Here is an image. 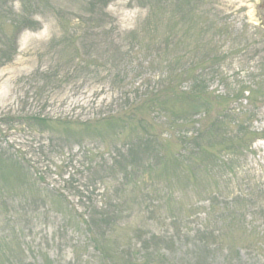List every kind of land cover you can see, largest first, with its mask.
Instances as JSON below:
<instances>
[{
	"label": "rangeland",
	"instance_id": "1",
	"mask_svg": "<svg viewBox=\"0 0 264 264\" xmlns=\"http://www.w3.org/2000/svg\"><path fill=\"white\" fill-rule=\"evenodd\" d=\"M213 50L217 67L205 63ZM190 67L212 94L243 95L234 117L252 109L254 134L246 159L212 169L210 150L184 176L187 220L167 199L145 207L137 189L204 122L202 100L174 93L192 85ZM159 89L172 91L160 107L173 122L142 132L139 110L127 128L122 112L104 120ZM263 244L264 0H172L169 12L157 0H0V264H263Z\"/></svg>",
	"mask_w": 264,
	"mask_h": 264
},
{
	"label": "trees",
	"instance_id": "2",
	"mask_svg": "<svg viewBox=\"0 0 264 264\" xmlns=\"http://www.w3.org/2000/svg\"><path fill=\"white\" fill-rule=\"evenodd\" d=\"M157 3H159L161 12H169L172 0H157ZM169 18L170 16L167 19ZM18 30H21V26L18 27ZM219 39H221V36L219 37ZM219 51L220 50H213L212 54L209 56L211 61L208 60L205 63L207 65L212 63V66L217 67L220 62H222L224 56L220 55L218 53ZM226 53L228 54V52ZM190 70H192V72L188 73L187 76L191 80L192 85L186 90L187 92L181 91L174 93L176 95H178L179 93H186L189 94V96H193L202 100V107H204L202 108V111H205L204 122L201 123L199 129H197L195 132H191L189 136H178L179 149L176 152L173 153L170 151H166L163 153V150H161L159 152L160 157L157 159L160 161L156 160V162H154H162L164 165L160 178L157 180L146 178L144 182L138 186L139 189H137L138 193L141 196V200L144 199L143 205L145 207L149 208L151 204L153 205L155 202H157L156 200L167 199L170 202H174V207L171 210L176 215H174L173 218L179 217L183 219V217H185L187 218V220H189L190 218H195V216L197 215V211L193 209L194 205L191 203L195 202V199H191V196L188 192L185 195V198H183L184 196H182V190H186L184 176L189 177V175L192 174L190 172L191 168L204 169L208 167V164L205 162L204 156L208 154L210 150H218L219 155L216 163H213L212 169L227 166L228 164L234 162L236 158L241 160L246 159L249 148L248 146L250 144L248 136L249 134H254L253 132H251V129L247 127V124L250 123L249 121L252 117V109L250 111H241L239 109L241 115L244 114V119L242 122L237 120V117L236 119L234 117L236 113L240 115L239 111L235 109V105L237 104L239 107L243 95L241 96V94H234L232 92H226L225 95H219L216 92L212 94V90L210 88L200 86V81L198 79L203 76L204 71L201 70L197 73V71H194L193 67H190ZM171 93L172 91L166 93L164 89H159L158 91L152 90L151 92L144 94V98H139L138 101H136L126 111H117L116 114L110 115L104 120L112 121L111 118L119 117L122 112V114L127 118V121L123 123L122 126H126L127 128L130 125L131 120H135L134 111L139 110L144 112L150 120L149 123L148 119L144 117V115H141L137 121L135 120L136 123H138V128L142 132H146L147 130L149 131V125L153 124L155 126V124L159 123L164 117L166 118L165 123H171L175 120V118H171L170 121H168L166 110L161 109L160 107L161 103L167 102L169 94ZM217 100H222L221 104H219L216 109H211L214 102H217ZM145 105H148V107L143 111L141 107H144ZM151 114L153 116L152 120L150 119ZM176 115L178 116L180 115V113H177ZM34 120L35 119L33 118V121ZM98 120L99 119H96L94 121ZM248 128L250 129V131L248 130ZM150 136L151 134H147V136L144 137L140 136V141L149 140ZM161 145L162 143L160 144V146ZM131 148L129 147L127 149L128 151L125 155L121 153L120 156L124 157L130 155L132 152ZM212 154L214 159L218 157L216 152H213ZM154 163H148L147 168L143 169L141 173L152 168V165ZM39 180L41 179L39 178L38 181ZM178 200H182V203L179 206L177 204ZM188 202L189 206L192 207V210L189 206H186V203ZM34 204L36 205L37 203L34 202ZM114 207H117V205L115 204ZM104 215L105 219L103 223L108 222V224L105 226H110L109 220L111 218V211L107 209ZM233 225L235 226L236 222ZM233 225L227 224L222 227L219 232L221 234H225L226 232L232 230ZM204 226V231L197 229L198 232L207 233L206 230L208 229L206 227L208 225L203 224V227ZM90 228L92 230L95 229L91 226ZM86 229H89L88 226ZM90 233V239L92 240L94 237L91 231H89V234ZM242 233L244 235L243 237H241V244H243L242 246L246 249H253L254 244L258 241L256 237L252 239L254 233L253 229L245 226L242 229ZM94 234L96 249L100 254H103V257L106 253L108 257V250L106 247H104V245L98 238L96 230H94ZM220 243H222V241H220ZM149 247L151 246L147 242H145V247L141 249L145 252L146 248ZM158 252V249L153 247V252H146V254L154 255ZM165 256L167 255H164V258ZM161 257H163L162 254ZM197 259L201 258L199 257ZM160 263L165 264L164 262Z\"/></svg>",
	"mask_w": 264,
	"mask_h": 264
}]
</instances>
